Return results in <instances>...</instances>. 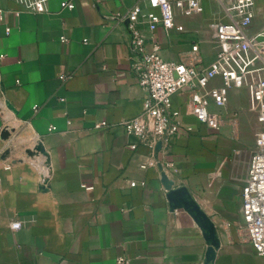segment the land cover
<instances>
[{
    "label": "crops",
    "instance_id": "1",
    "mask_svg": "<svg viewBox=\"0 0 264 264\" xmlns=\"http://www.w3.org/2000/svg\"><path fill=\"white\" fill-rule=\"evenodd\" d=\"M63 1L48 0L39 14L0 0V264H264L237 231L257 125L250 91L230 89L223 107L210 101L218 129L184 114L187 91L174 95L182 128L141 169L148 149H130L136 139L120 124L141 114L147 93L125 25L108 17L146 4L71 0L63 9ZM254 2L250 33L264 27V0ZM174 13L175 29L148 43L173 62L197 45L207 67L211 25L223 20L217 2ZM220 85L215 78L208 88Z\"/></svg>",
    "mask_w": 264,
    "mask_h": 264
},
{
    "label": "built area",
    "instance_id": "2",
    "mask_svg": "<svg viewBox=\"0 0 264 264\" xmlns=\"http://www.w3.org/2000/svg\"><path fill=\"white\" fill-rule=\"evenodd\" d=\"M11 1L20 5L25 12H47L48 0ZM142 1L146 4L145 12L137 2L126 13L108 17L115 23L125 25L129 35L132 70L138 85L147 93L141 114L120 124L127 136L136 139V143L129 148L133 150L137 146H144L148 149L149 161L140 165L141 169L153 166L152 161L157 159V155L169 149L182 128L179 119L181 113L172 109V98L179 92L187 91L185 115L218 129L222 120L209 112L210 101L223 107L230 89L249 90L257 125L253 129L254 149L246 166L241 193L243 221L237 231L241 242L250 244L264 257V27L257 33L249 32L255 16V2L215 0L223 20L211 25L215 57L207 67L202 68L197 45H193L180 62H173L164 60L157 43L152 41L149 44L147 40H152L158 29L165 33L175 29L174 10L185 16L198 15L207 0ZM60 7L72 9L74 4L71 0L63 1ZM143 25L147 35L142 31ZM3 59L4 54L0 53V62ZM215 78L220 79L221 85L208 88ZM203 91H207L206 96H203ZM105 127L106 123L101 122L96 128ZM231 128L235 135V123L231 124ZM186 129L191 131L189 127ZM158 142H161V146L155 156ZM129 185L134 187L135 183ZM86 189L91 190V187ZM20 226L18 221L11 223L13 230H18ZM116 263L130 264L123 257L117 258Z\"/></svg>",
    "mask_w": 264,
    "mask_h": 264
},
{
    "label": "water",
    "instance_id": "3",
    "mask_svg": "<svg viewBox=\"0 0 264 264\" xmlns=\"http://www.w3.org/2000/svg\"><path fill=\"white\" fill-rule=\"evenodd\" d=\"M160 146H161V142H158V143L156 144V147H155V156H156L157 151H159ZM158 166H159L160 168H162L161 165H158Z\"/></svg>",
    "mask_w": 264,
    "mask_h": 264
}]
</instances>
